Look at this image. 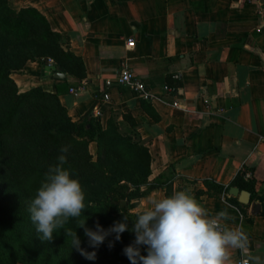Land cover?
Returning a JSON list of instances; mask_svg holds the SVG:
<instances>
[{"label": "crops", "instance_id": "obj_1", "mask_svg": "<svg viewBox=\"0 0 264 264\" xmlns=\"http://www.w3.org/2000/svg\"><path fill=\"white\" fill-rule=\"evenodd\" d=\"M9 1L15 8H38L86 66L80 80L68 73L56 76L49 61H30L12 73L21 91L79 86L78 94L70 89L60 94L74 120L92 107L104 125L114 110L135 118L151 155L149 179L159 178L161 184L135 210L146 208L149 197L190 189L210 215L226 210L231 219L225 223L242 227L250 254L264 262L260 210L254 214L251 203L244 204L245 214L227 198L234 196L230 189L221 197L197 195L206 180L227 186L243 170L264 194V0ZM129 38L135 39L132 47ZM124 66L145 81L152 98L115 82ZM107 79L113 84L108 86ZM90 149L96 152L95 142ZM251 202L258 201L251 196ZM230 255L232 264L242 259L238 251Z\"/></svg>", "mask_w": 264, "mask_h": 264}, {"label": "trees", "instance_id": "obj_2", "mask_svg": "<svg viewBox=\"0 0 264 264\" xmlns=\"http://www.w3.org/2000/svg\"><path fill=\"white\" fill-rule=\"evenodd\" d=\"M38 59H52L56 72L80 80L86 76L82 57L64 43L46 15L33 6L15 8L9 0H0V264H130L123 249L135 239L131 231L122 233L120 241L112 234L98 248H92L84 230L75 219L70 220L65 228L77 233L82 248L96 253L95 259L89 260L71 247L63 229L54 233L51 241H43L31 222V201L49 166L57 163L62 146H71L64 167L82 185L87 207L81 218L86 217V226L93 230L97 221L108 229L124 216L131 229L140 212L135 210L139 200L161 186L159 178L154 182L149 179L151 155L130 112L114 110L104 125L92 107L74 120L60 98L70 86H58L56 91L42 86L20 90L12 73ZM170 81L176 87L181 85L179 79ZM142 104L158 119L145 100ZM92 142L96 143L95 153L90 149ZM245 174V170L240 171L227 186L208 179L206 189L197 195L221 197L236 186L250 192L252 200L261 204L260 215L264 216V194L256 191L254 176ZM227 198L248 214L247 205L236 196ZM109 241H115L111 249ZM141 254L146 255L143 247Z\"/></svg>", "mask_w": 264, "mask_h": 264}, {"label": "clouds", "instance_id": "obj_3", "mask_svg": "<svg viewBox=\"0 0 264 264\" xmlns=\"http://www.w3.org/2000/svg\"><path fill=\"white\" fill-rule=\"evenodd\" d=\"M70 147L60 148L57 163L49 166L28 209L41 240L51 241L54 233L63 229L66 239H71V247L86 259L94 260L95 251L87 252L81 247L77 233L65 228L75 219L92 248H98L112 234H115V241H120L125 231L134 233V241L123 249L130 264H232V251L240 253V264H264L259 256L250 254L249 237L244 229L225 223L231 219L227 211L210 215L191 195L190 189L160 198L149 197L148 206L137 213L131 229L127 216L108 229L98 221L95 230L87 227V218H81L87 207L85 192L79 179L64 167ZM115 241H109L110 249ZM142 247L146 255L141 254Z\"/></svg>", "mask_w": 264, "mask_h": 264}, {"label": "built area", "instance_id": "obj_4", "mask_svg": "<svg viewBox=\"0 0 264 264\" xmlns=\"http://www.w3.org/2000/svg\"><path fill=\"white\" fill-rule=\"evenodd\" d=\"M127 45L129 46H134L135 45V39L133 38H129L127 41ZM50 63H53L52 59H49ZM178 76H176L177 78ZM115 82L119 85V86H130L131 88L134 89V91L141 97L144 99H150L153 97V93L147 88V85L145 83V81L139 79L136 74L132 71V69H130L128 66H124L122 67V69L120 70L118 76L115 79ZM106 84L108 86L113 84V81L111 79H107L106 80ZM166 89L171 90L172 87L170 85H166ZM81 90V87H74L72 86L70 88V92L74 93V94H78V91ZM105 99H109L110 95L108 92H106L104 94ZM175 104L177 105L178 102H175ZM97 114H100V111H97ZM241 260L238 261L237 264H240Z\"/></svg>", "mask_w": 264, "mask_h": 264}, {"label": "water", "instance_id": "obj_5", "mask_svg": "<svg viewBox=\"0 0 264 264\" xmlns=\"http://www.w3.org/2000/svg\"><path fill=\"white\" fill-rule=\"evenodd\" d=\"M55 75L58 77H64V72H55ZM230 194L234 196H238L240 202L243 204H250L252 205V213L257 214L261 208V204L258 202H251V194L247 190H241L240 188L236 186H232L230 188ZM123 204H127L126 201L123 202Z\"/></svg>", "mask_w": 264, "mask_h": 264}, {"label": "rangeland", "instance_id": "obj_6", "mask_svg": "<svg viewBox=\"0 0 264 264\" xmlns=\"http://www.w3.org/2000/svg\"><path fill=\"white\" fill-rule=\"evenodd\" d=\"M95 152V149H92Z\"/></svg>", "mask_w": 264, "mask_h": 264}]
</instances>
